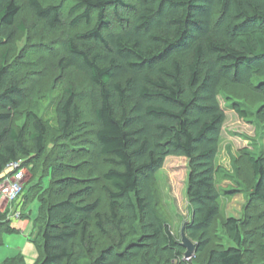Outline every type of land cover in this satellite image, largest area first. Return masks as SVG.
<instances>
[{"label":"trees","instance_id":"16d2710c","mask_svg":"<svg viewBox=\"0 0 264 264\" xmlns=\"http://www.w3.org/2000/svg\"><path fill=\"white\" fill-rule=\"evenodd\" d=\"M50 1L0 0V181L12 161L34 175L42 167L21 198V220L38 204L31 232L37 264H189L153 191L170 156L187 160L185 233L198 264H255L264 254V150L245 152L249 198L263 211L227 218L229 244L213 245L212 228L225 121L218 93L227 85L264 99V0H71L67 24L63 0ZM24 8L34 36L68 26L56 68L87 83L83 91L64 87L42 115L29 104L24 75L35 46L15 55ZM255 116L264 124V104ZM98 164L105 169L97 172ZM6 216L0 212V245L3 235L18 233Z\"/></svg>","mask_w":264,"mask_h":264},{"label":"rangeland","instance_id":"374dc122","mask_svg":"<svg viewBox=\"0 0 264 264\" xmlns=\"http://www.w3.org/2000/svg\"><path fill=\"white\" fill-rule=\"evenodd\" d=\"M17 1L24 5L25 0ZM42 1L49 3V0ZM50 2L61 3L62 0ZM63 2L67 24L68 11L73 3L71 0H63ZM19 19L24 24L26 31L18 36L14 48L15 55L35 46V53L29 54L24 75L27 78V84L32 86L29 104L33 105L36 102V112L42 115L49 100L60 93L64 87L71 86L76 91H83L87 87V83L86 79L75 70L62 72L56 68L62 53V38L72 33L67 25L55 32H44L39 28L37 36H34L33 17L27 9L24 8ZM114 26H117V23ZM84 28L85 26L81 25L78 30ZM30 45L31 47H28ZM218 99L225 113V121L221 129L216 155V165L219 167L216 186L221 193V198L219 202L220 214L212 228L213 245L230 243L223 228V223L227 218L243 220L248 214L263 211L261 205L249 198L248 190L253 181L245 152L258 154L264 150V124L260 123L255 116V113L264 104V99L248 89L227 85L219 89ZM233 104H237L241 110L247 113L246 119L238 117L231 107ZM81 109L84 110V120L91 121L89 106L83 104ZM49 116L50 114L46 116V119L50 120ZM16 121L18 124L21 122L19 119ZM50 126H54L52 121H50ZM51 136H54V129H52ZM51 145L49 143L48 149L51 148ZM41 169L42 167L39 166L34 175L30 168H24L22 183L25 185V189L28 184L37 180L38 172ZM96 169L97 172H101L105 167L98 164ZM187 177V160L182 157L170 156L165 159L162 168L156 173L153 185L156 202L176 237H180V229L187 221L190 212L186 194ZM37 206V201H33L25 210V215L31 213V221L36 215ZM259 229H261V222H256L254 232L258 233ZM188 261L189 264L199 263V259L195 256ZM255 264H264V254H259Z\"/></svg>","mask_w":264,"mask_h":264},{"label":"crops","instance_id":"0c3cea01","mask_svg":"<svg viewBox=\"0 0 264 264\" xmlns=\"http://www.w3.org/2000/svg\"><path fill=\"white\" fill-rule=\"evenodd\" d=\"M30 219H22L13 224L18 233L1 237L0 264L15 258L21 259L22 264H37L39 251L31 241L33 224Z\"/></svg>","mask_w":264,"mask_h":264},{"label":"built area","instance_id":"2783aa9c","mask_svg":"<svg viewBox=\"0 0 264 264\" xmlns=\"http://www.w3.org/2000/svg\"><path fill=\"white\" fill-rule=\"evenodd\" d=\"M23 177L22 161H12L7 165L0 181V212L7 211L6 219L12 224L22 217Z\"/></svg>","mask_w":264,"mask_h":264},{"label":"water","instance_id":"95a60500","mask_svg":"<svg viewBox=\"0 0 264 264\" xmlns=\"http://www.w3.org/2000/svg\"><path fill=\"white\" fill-rule=\"evenodd\" d=\"M187 222H185L181 229H180V245L185 249L184 252V259L185 260H190L194 256L195 252V245L194 243L188 239L185 233V228H186Z\"/></svg>","mask_w":264,"mask_h":264},{"label":"bare ground","instance_id":"6f19581e","mask_svg":"<svg viewBox=\"0 0 264 264\" xmlns=\"http://www.w3.org/2000/svg\"><path fill=\"white\" fill-rule=\"evenodd\" d=\"M31 214V213H30Z\"/></svg>","mask_w":264,"mask_h":264}]
</instances>
